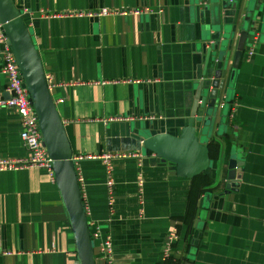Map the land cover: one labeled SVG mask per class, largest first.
<instances>
[{"label":"crops","instance_id":"0c3cea01","mask_svg":"<svg viewBox=\"0 0 264 264\" xmlns=\"http://www.w3.org/2000/svg\"><path fill=\"white\" fill-rule=\"evenodd\" d=\"M16 4L28 18L74 158L97 156L74 159L91 236L100 232L92 237L96 264H108L102 248L108 238L115 264H168L164 246L172 232L170 263L264 264V0ZM102 8L111 11L77 14ZM243 32L246 48L234 67ZM216 37L231 47L220 105L206 136L218 167L190 179L179 176L175 164L146 153L140 138L152 130L180 135L205 51ZM7 85L0 53L5 99ZM21 131L18 112L0 107V158L28 155ZM104 154L117 156L106 162ZM232 158L244 165L239 186L228 191ZM193 192L198 200L189 216ZM0 249V264H80L55 173L39 167L0 172Z\"/></svg>","mask_w":264,"mask_h":264},{"label":"water","instance_id":"95a60500","mask_svg":"<svg viewBox=\"0 0 264 264\" xmlns=\"http://www.w3.org/2000/svg\"><path fill=\"white\" fill-rule=\"evenodd\" d=\"M237 3L240 0H236ZM28 18L15 0H0V23L16 56L25 83L31 95L44 144L53 159L57 183L67 205L75 233L80 264H96L91 228L84 208L81 186L76 170L71 142L64 123L50 93L49 84L37 47L33 41ZM215 44L205 51L202 78L198 81L190 118L179 136L164 131H151L140 138L143 149L176 165L181 177L194 178L209 168L217 170L218 163L210 156L207 137L212 132L224 87V63L231 47L222 45L216 37ZM247 33L243 32L237 44L234 67L246 48ZM207 106V107H206ZM224 106V104H223ZM201 134V135H200ZM243 161L232 158L228 165L227 190L239 186ZM2 250L0 249V253Z\"/></svg>","mask_w":264,"mask_h":264},{"label":"built area","instance_id":"2783aa9c","mask_svg":"<svg viewBox=\"0 0 264 264\" xmlns=\"http://www.w3.org/2000/svg\"><path fill=\"white\" fill-rule=\"evenodd\" d=\"M22 0H15V2H20ZM111 10L108 8H102L98 11H88V12H79L77 13L79 16H90V17H98L107 15ZM136 14L144 13V10L135 9L131 10ZM123 14H127V11L121 12ZM0 48L2 55V72L6 74L8 78L7 91L10 94V97L5 99L0 97V107H7L15 109L21 120L22 131H21V139L23 140L28 155L24 158H20L18 160H12L8 158H0V172L5 171H18L26 168L39 167L47 169L52 176H54L53 169V159L48 153V150L44 144L43 135L39 125V118L35 111L34 104L31 99L30 92L25 83L22 71L18 65L16 60V56L8 42V38L5 34L3 24L0 23ZM254 51L253 47H250L248 54L252 55ZM130 155L134 157H140L139 153H131ZM117 155L114 154H104L101 157L106 160V162L111 161ZM84 158H97V156L87 155V156H76V160H82ZM111 168H109V171ZM113 180L112 177L109 176L108 186L110 189H113ZM140 192L143 186V180H140ZM142 193V192H141ZM99 230H96L94 234H92L93 238H97L99 236ZM176 238V234L174 232L168 238V241L164 246V258L165 261H169L172 256L173 251V241ZM102 248L105 252V255L108 257V264H115L112 259L113 248L111 240L108 238ZM175 264V263H170Z\"/></svg>","mask_w":264,"mask_h":264},{"label":"trees","instance_id":"16d2710c","mask_svg":"<svg viewBox=\"0 0 264 264\" xmlns=\"http://www.w3.org/2000/svg\"><path fill=\"white\" fill-rule=\"evenodd\" d=\"M203 173H201L200 175H202ZM200 175H197L196 178ZM192 198H191V203L189 204V207H188V214L189 216L193 215L194 212H195V209H196V204H197V200H198V194L197 195H194V192L193 194H191ZM188 216V215H187ZM170 260L167 261L168 264H170Z\"/></svg>","mask_w":264,"mask_h":264}]
</instances>
